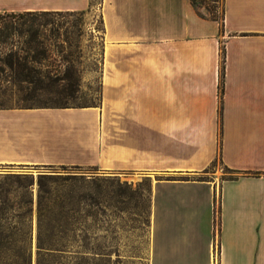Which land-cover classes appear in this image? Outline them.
Returning <instances> with one entry per match:
<instances>
[{"label":"crops","instance_id":"crops-1","mask_svg":"<svg viewBox=\"0 0 264 264\" xmlns=\"http://www.w3.org/2000/svg\"><path fill=\"white\" fill-rule=\"evenodd\" d=\"M87 11L0 0V14ZM100 14L98 105L0 108V166L147 182L146 264H264V0H221L220 19L191 0H101ZM216 160L234 175L209 172Z\"/></svg>","mask_w":264,"mask_h":264},{"label":"rangeland","instance_id":"rangeland-1","mask_svg":"<svg viewBox=\"0 0 264 264\" xmlns=\"http://www.w3.org/2000/svg\"><path fill=\"white\" fill-rule=\"evenodd\" d=\"M220 19L221 0H191ZM217 3V4H214ZM201 5V6H200ZM101 0L89 11L38 19L50 22L27 33V17L0 24V107H96L99 103ZM17 15V14H16ZM9 25L17 32H6ZM33 31V32H35ZM28 59L32 84L16 83ZM209 172L234 174L216 160ZM50 202H39V178ZM70 179V180H68ZM148 183L93 167L0 166V264H146L150 243ZM73 194L70 221L58 217L53 201ZM47 211L39 232L38 208ZM57 219V220H56ZM68 224V226H67ZM68 229L69 233L61 232ZM54 238L49 241L50 231ZM39 239V240H38ZM48 242L54 248H48ZM57 246V247H56Z\"/></svg>","mask_w":264,"mask_h":264},{"label":"trees","instance_id":"trees-1","mask_svg":"<svg viewBox=\"0 0 264 264\" xmlns=\"http://www.w3.org/2000/svg\"><path fill=\"white\" fill-rule=\"evenodd\" d=\"M90 2L91 0H89V6H90ZM192 2V1H191ZM54 15H57L59 16L60 14H55V13H24V14H7V13H4V14H0V24H1V20H3L4 18H15V17H19V18H22V17H27L29 20H27V23L29 24V28L28 30L26 31L27 33H33V35H36L37 34V31L33 30L34 28L38 29V28H44L48 25H51L50 22H47L46 20H44L43 22H40L38 21V19H46L47 17H50V16H54ZM3 29L6 31V32H9V31H13V32H17L16 29H13L12 27H10L9 25H4L3 26ZM35 31V32H33ZM15 57L16 59V65L18 67H20L22 70H21V74L19 75V77L16 79V83H28V84H32L33 81L31 80V78L29 77V74H22L23 71H27V60L29 59L31 63H34L35 62V58H29V57H23L20 62V58L18 56H16V53H13V54H10V57L9 58H13ZM29 71V70H28ZM27 71V72H28ZM221 91H222V84H221ZM1 108V107H0ZM39 190H40V196H39V202L42 201V199H46V201L49 203L50 202V191L46 188H44L43 186V190H42V181L43 180H48V181H54L53 178H45V176H40L39 178ZM70 180V179H68ZM73 194L70 193V194H67V198L65 200H59V201H53V204H52V208L56 207L57 208V212H58V217H59V220L60 219H64V222H68L69 224V221H70V214L73 212V209H72V201H73ZM48 208V209H42L38 208V225H39V232L41 230V226H42V221L43 219L45 218V214L47 211H50L51 213L54 212V209L52 208ZM47 210V211H46ZM57 220V219H56ZM67 224V226H68ZM63 235L69 233V230L68 229H64L62 230L61 232H59ZM55 234H54V231L51 230L50 233H49V241L54 238ZM39 240V239H38ZM48 248H54L55 246L50 244V242H48ZM57 247V246H56ZM27 264V262H26Z\"/></svg>","mask_w":264,"mask_h":264},{"label":"built area","instance_id":"built-area-1","mask_svg":"<svg viewBox=\"0 0 264 264\" xmlns=\"http://www.w3.org/2000/svg\"><path fill=\"white\" fill-rule=\"evenodd\" d=\"M214 264H217V262H216V258H215V255H214Z\"/></svg>","mask_w":264,"mask_h":264}]
</instances>
